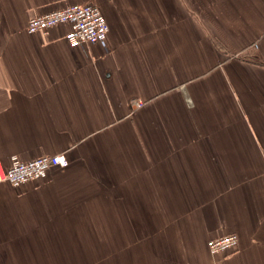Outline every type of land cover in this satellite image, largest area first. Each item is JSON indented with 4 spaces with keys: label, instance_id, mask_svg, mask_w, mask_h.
<instances>
[{
    "label": "crops",
    "instance_id": "crops-1",
    "mask_svg": "<svg viewBox=\"0 0 264 264\" xmlns=\"http://www.w3.org/2000/svg\"><path fill=\"white\" fill-rule=\"evenodd\" d=\"M89 3L104 44L27 32ZM263 148L264 0H0V162L69 160L0 183V264H264Z\"/></svg>",
    "mask_w": 264,
    "mask_h": 264
},
{
    "label": "built area",
    "instance_id": "built-area-1",
    "mask_svg": "<svg viewBox=\"0 0 264 264\" xmlns=\"http://www.w3.org/2000/svg\"><path fill=\"white\" fill-rule=\"evenodd\" d=\"M69 25L67 40L72 47L81 45L104 44L108 38L109 25L98 5L74 4L30 19L29 34H47L59 25ZM141 106V103H137ZM264 159V148L261 150ZM69 160L64 154L43 156L31 161H22L12 157L9 166L0 162V183L19 187L31 181H41L49 176L52 169H64ZM239 246V237L235 233L212 239L208 242L211 254L219 255L235 251Z\"/></svg>",
    "mask_w": 264,
    "mask_h": 264
}]
</instances>
